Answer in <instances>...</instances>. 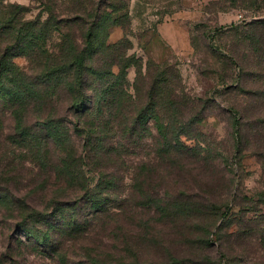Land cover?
I'll return each mask as SVG.
<instances>
[{"label":"rangeland","instance_id":"rangeland-1","mask_svg":"<svg viewBox=\"0 0 264 264\" xmlns=\"http://www.w3.org/2000/svg\"><path fill=\"white\" fill-rule=\"evenodd\" d=\"M7 2L25 7L26 19L44 21L48 16L41 0ZM125 4L121 15L114 17L123 24L109 30L107 43H124L126 56L134 58L126 70L129 92H134L138 74H146L151 64L169 68L177 88L190 98L208 102L203 120L196 125L198 138H181L184 147L199 155L194 157L190 151L184 152L185 157L172 153L158 159L152 150L154 142L145 136L142 150L130 146L123 161L111 165L122 185L110 222L111 245L121 227L128 244L139 245L143 258L150 251L153 258L166 247L184 259L182 264H225L226 258L235 264H264V100L256 95L263 80L255 77L251 67L255 50L225 31L232 24L249 22L250 13L227 0H126ZM122 14L125 18L120 19ZM219 28L224 29L216 33ZM62 35L61 30L52 36L45 47L48 53H59ZM13 62L28 77L41 72L38 61L16 57ZM113 72L117 74L118 68ZM141 89L147 91V81ZM145 100L143 96L141 101ZM42 106L41 117L49 111L62 114L65 108L57 100ZM31 109L23 114L22 127L35 123ZM15 126L14 111L0 107V264H61L29 245L19 222L32 209L45 214L53 202L69 203L79 193L68 189L59 177L58 150L43 141H16ZM149 127L155 138L152 123ZM71 139L80 153L82 138L73 135ZM86 176L95 186L94 170ZM137 176L139 180L134 181ZM136 183L145 196L195 208L190 214L177 215L174 210L160 214L154 205H139ZM120 203H125L122 210L116 209ZM30 224L35 226L37 221ZM38 225L35 228L42 226ZM86 239L97 240L95 231ZM197 240L202 242H193ZM79 251L70 249L69 263L82 258Z\"/></svg>","mask_w":264,"mask_h":264},{"label":"trees","instance_id":"trees-1","mask_svg":"<svg viewBox=\"0 0 264 264\" xmlns=\"http://www.w3.org/2000/svg\"><path fill=\"white\" fill-rule=\"evenodd\" d=\"M125 1L41 0L48 14L42 21L26 19L25 7L0 0V107L14 111L16 141L26 138L36 144L43 141L45 146L52 145L58 150L59 177L68 189L79 193L69 203L53 202L45 214L32 209L18 227L29 239V245L61 264H71L70 249H79L82 257L74 264H182L184 260L164 246L160 254L152 258L150 251L143 258L139 245L128 244L121 227H117L111 245L113 206L122 192L120 178L111 172V165L123 161L130 146L142 150L140 144L145 136L154 142L152 150L158 159L172 153L185 157L188 155L184 152L190 151H194V157L199 155L195 149L184 147L181 138H198L196 125L203 120L208 102L190 98L178 86L179 90L176 76L169 68L151 64L146 74H138L134 92H129L126 70L134 58L126 56L124 43H107L109 30L123 24V20L114 17L126 9ZM227 1L238 3L251 15L249 22L232 24L225 31L237 43L255 50L256 62L251 67L255 77L263 80V88L256 95L264 100V0ZM122 15L120 19L126 14ZM61 30L59 53H48L46 44ZM233 55L238 67L244 69L239 59L245 61V56L238 54V59ZM16 57L38 61L41 72L34 77L26 76L14 64ZM114 67L118 68L117 74ZM144 81L148 82V89L143 92ZM54 100L65 105L62 114L49 111L41 117L42 103L52 104ZM194 104L200 108L196 110ZM30 107L35 123L22 127L23 114ZM129 107L133 108L128 111ZM150 123L156 130L155 138ZM73 135L82 138L80 153L71 139ZM90 169L98 177L93 187L87 182L86 173ZM138 180L135 177L134 181ZM134 189L141 194L139 205H154L160 214L171 210L177 215L190 214L195 208L194 204L165 199L161 202L153 195L145 196L137 183ZM124 204L116 205V209L122 210ZM30 221L37 224L32 226ZM38 223L42 226L35 228L40 226ZM94 231L97 240L86 242ZM193 242L198 244L202 240ZM225 264L235 263L226 258Z\"/></svg>","mask_w":264,"mask_h":264}]
</instances>
